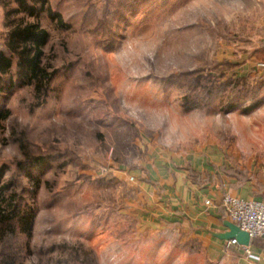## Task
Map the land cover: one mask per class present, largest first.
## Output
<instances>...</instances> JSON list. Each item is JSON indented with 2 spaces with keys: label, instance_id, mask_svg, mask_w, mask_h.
<instances>
[{
  "label": "rangeland",
  "instance_id": "374dc122",
  "mask_svg": "<svg viewBox=\"0 0 264 264\" xmlns=\"http://www.w3.org/2000/svg\"><path fill=\"white\" fill-rule=\"evenodd\" d=\"M45 6L64 22L37 18L59 69L46 101L32 105V87L17 80L0 98L9 110L0 167L34 210L29 243L15 229L9 261L81 264L75 247L94 264H209L189 227L169 219L183 213L174 188L184 170L186 181L201 179L194 160L220 183L249 181L264 194V0ZM22 148L46 157L34 181L16 165Z\"/></svg>",
  "mask_w": 264,
  "mask_h": 264
},
{
  "label": "trees",
  "instance_id": "16d2710c",
  "mask_svg": "<svg viewBox=\"0 0 264 264\" xmlns=\"http://www.w3.org/2000/svg\"><path fill=\"white\" fill-rule=\"evenodd\" d=\"M38 1L39 8L36 7V4L39 5ZM11 2L15 5L9 6ZM45 2L46 0H0L6 8L4 12L6 33L3 49H0V98L2 92L9 91L17 80V85L32 87L35 97L32 105L46 101L51 90V82L59 69L53 67L46 58L45 50L49 34L37 18L40 12H46L58 27L63 28L64 22L59 13L45 6ZM8 116L9 110H3L1 107L0 122ZM22 155L23 157L16 161V165L28 181H34L31 171L36 169V166H43L47 162L46 157L32 154L25 148H22ZM4 172L3 165L0 167V251H2L0 264H11L10 253L7 251L9 240L17 229L26 237L25 243H29L34 224V210L25 205L23 189L20 186L14 187L15 179L10 177L4 180ZM39 186L38 178L35 179L34 190L29 194L30 197L35 198V191ZM70 250L74 257L79 258L77 260L81 261V264H94L88 260L84 261V255L80 257L78 255L80 250L77 248L72 247Z\"/></svg>",
  "mask_w": 264,
  "mask_h": 264
},
{
  "label": "crops",
  "instance_id": "0c3cea01",
  "mask_svg": "<svg viewBox=\"0 0 264 264\" xmlns=\"http://www.w3.org/2000/svg\"><path fill=\"white\" fill-rule=\"evenodd\" d=\"M192 161L193 164H189L188 162L189 167L196 172V176L201 174V179L197 181L195 178L193 182L186 181L187 171L185 170L178 177L175 185L176 189L174 188V190L182 202V206L177 207V209L183 207L181 209L183 213L179 216L180 218L176 216L169 217V219L178 223L180 222L183 228L189 227L188 231L200 243L199 251L203 252L205 261L209 264H264V240L253 238L249 242L250 251L259 257L257 260L246 257L239 244L227 247L225 245L226 240L215 236V234L226 230L223 221L227 219L222 209H219L217 206V208L213 206L207 207L203 204L205 198H210L213 202L221 200L226 191L232 196L246 200L262 199L264 194L256 190L249 181L236 183L231 179L225 180L222 178L220 180L222 183H220L207 168L198 166L194 160ZM158 168L162 171L161 166ZM160 185L164 189V184ZM167 190L169 191L168 187L166 190L164 189L158 193L160 196H163L164 193L167 195V192H165ZM173 203H171V208H175ZM157 221L158 223L168 222L163 217H157Z\"/></svg>",
  "mask_w": 264,
  "mask_h": 264
},
{
  "label": "built area",
  "instance_id": "2783aa9c",
  "mask_svg": "<svg viewBox=\"0 0 264 264\" xmlns=\"http://www.w3.org/2000/svg\"><path fill=\"white\" fill-rule=\"evenodd\" d=\"M204 206L218 207L222 209L225 217L230 222L236 224L241 230L249 235V242L253 238L264 240V198L262 199H243L234 197L229 193H224L219 204L210 198L203 200ZM216 207V208H217ZM227 247L238 245L235 239L225 241ZM246 257L257 260L259 257L253 254L248 245H240Z\"/></svg>",
  "mask_w": 264,
  "mask_h": 264
},
{
  "label": "water",
  "instance_id": "95a60500",
  "mask_svg": "<svg viewBox=\"0 0 264 264\" xmlns=\"http://www.w3.org/2000/svg\"><path fill=\"white\" fill-rule=\"evenodd\" d=\"M219 202L220 200L215 203L219 204ZM223 225L225 226L226 230L224 232L215 234L216 237L226 241L235 239L240 245L249 244V235L247 232L241 230L236 224L230 222L229 220H224Z\"/></svg>",
  "mask_w": 264,
  "mask_h": 264
}]
</instances>
